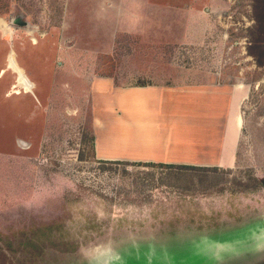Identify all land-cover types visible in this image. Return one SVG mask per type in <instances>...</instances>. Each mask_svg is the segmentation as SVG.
<instances>
[{
	"label": "rangeland",
	"instance_id": "1",
	"mask_svg": "<svg viewBox=\"0 0 264 264\" xmlns=\"http://www.w3.org/2000/svg\"><path fill=\"white\" fill-rule=\"evenodd\" d=\"M252 2L0 0V264H264ZM196 79L239 85L232 167L189 173L92 156L94 117L105 119L116 87Z\"/></svg>",
	"mask_w": 264,
	"mask_h": 264
},
{
	"label": "crops",
	"instance_id": "2",
	"mask_svg": "<svg viewBox=\"0 0 264 264\" xmlns=\"http://www.w3.org/2000/svg\"><path fill=\"white\" fill-rule=\"evenodd\" d=\"M180 35L163 39L170 43L183 38ZM211 80L116 87L115 101L103 105L106 121L93 120V157L142 164L232 167L239 138L236 105L241 92L237 84Z\"/></svg>",
	"mask_w": 264,
	"mask_h": 264
},
{
	"label": "trees",
	"instance_id": "3",
	"mask_svg": "<svg viewBox=\"0 0 264 264\" xmlns=\"http://www.w3.org/2000/svg\"><path fill=\"white\" fill-rule=\"evenodd\" d=\"M253 17L254 23L249 28L250 40L248 45L249 54L255 60L258 67H264V0H253ZM143 84V82H140ZM88 147L91 150L93 156V136L90 133L88 138ZM83 155H81V158ZM103 161V160H100ZM170 169H182L188 171L189 173L194 171H205V172H215L217 167H200V166H189V165H166Z\"/></svg>",
	"mask_w": 264,
	"mask_h": 264
},
{
	"label": "bare ground",
	"instance_id": "4",
	"mask_svg": "<svg viewBox=\"0 0 264 264\" xmlns=\"http://www.w3.org/2000/svg\"><path fill=\"white\" fill-rule=\"evenodd\" d=\"M2 26L4 27L5 32H6L7 28L4 25ZM7 64H8V67L17 75V79H16L17 86L22 88L25 92L29 93L30 90L32 89V86L30 82L27 80V78L25 77L22 69L15 62L14 54L11 53V55H9Z\"/></svg>",
	"mask_w": 264,
	"mask_h": 264
}]
</instances>
